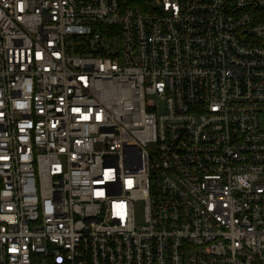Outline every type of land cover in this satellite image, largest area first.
<instances>
[{
    "label": "built area",
    "instance_id": "built-area-1",
    "mask_svg": "<svg viewBox=\"0 0 264 264\" xmlns=\"http://www.w3.org/2000/svg\"><path fill=\"white\" fill-rule=\"evenodd\" d=\"M150 4L0 0V264H264V0Z\"/></svg>",
    "mask_w": 264,
    "mask_h": 264
},
{
    "label": "trees",
    "instance_id": "trees-1",
    "mask_svg": "<svg viewBox=\"0 0 264 264\" xmlns=\"http://www.w3.org/2000/svg\"><path fill=\"white\" fill-rule=\"evenodd\" d=\"M152 0H122V3L126 6H137L142 10H149Z\"/></svg>",
    "mask_w": 264,
    "mask_h": 264
},
{
    "label": "rangeland",
    "instance_id": "rangeland-1",
    "mask_svg": "<svg viewBox=\"0 0 264 264\" xmlns=\"http://www.w3.org/2000/svg\"><path fill=\"white\" fill-rule=\"evenodd\" d=\"M158 107H161V105L158 103ZM262 123H264V119H261ZM142 205L140 203H137L135 205V218L137 223L142 222Z\"/></svg>",
    "mask_w": 264,
    "mask_h": 264
}]
</instances>
